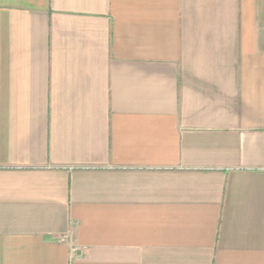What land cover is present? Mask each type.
Returning a JSON list of instances; mask_svg holds the SVG:
<instances>
[{
  "label": "crops",
  "instance_id": "crops-1",
  "mask_svg": "<svg viewBox=\"0 0 264 264\" xmlns=\"http://www.w3.org/2000/svg\"><path fill=\"white\" fill-rule=\"evenodd\" d=\"M0 264H264V0H0Z\"/></svg>",
  "mask_w": 264,
  "mask_h": 264
}]
</instances>
